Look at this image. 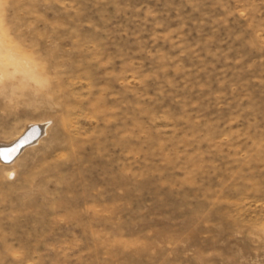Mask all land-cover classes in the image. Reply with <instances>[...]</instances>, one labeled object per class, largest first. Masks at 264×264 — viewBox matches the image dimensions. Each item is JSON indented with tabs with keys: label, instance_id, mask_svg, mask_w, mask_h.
Listing matches in <instances>:
<instances>
[{
	"label": "rangeland",
	"instance_id": "obj_1",
	"mask_svg": "<svg viewBox=\"0 0 264 264\" xmlns=\"http://www.w3.org/2000/svg\"><path fill=\"white\" fill-rule=\"evenodd\" d=\"M32 121L0 264H264V0H0V144Z\"/></svg>",
	"mask_w": 264,
	"mask_h": 264
},
{
	"label": "bare ground",
	"instance_id": "obj_2",
	"mask_svg": "<svg viewBox=\"0 0 264 264\" xmlns=\"http://www.w3.org/2000/svg\"><path fill=\"white\" fill-rule=\"evenodd\" d=\"M23 127L10 141L0 144V163L3 165H14L19 155L41 141L49 127L42 124V132L37 122L32 121ZM40 136L37 138V135Z\"/></svg>",
	"mask_w": 264,
	"mask_h": 264
}]
</instances>
